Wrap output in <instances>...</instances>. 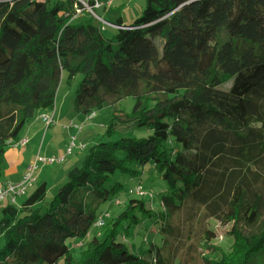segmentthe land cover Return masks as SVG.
<instances>
[{
	"label": "trees",
	"instance_id": "obj_1",
	"mask_svg": "<svg viewBox=\"0 0 264 264\" xmlns=\"http://www.w3.org/2000/svg\"><path fill=\"white\" fill-rule=\"evenodd\" d=\"M111 7L98 9L110 10L103 23L74 0H0V188L7 153L29 144L30 120L55 117L64 76H81L80 113L136 99L131 113L113 114L107 139L121 123L150 132L90 147L48 204L46 184L18 206L7 199L0 264H165L167 222L187 207L230 226L231 245L214 246L221 253L207 263L250 264L264 251V0H146L128 24ZM107 27L117 28L110 39ZM38 159L37 171L49 165ZM148 163L168 193L147 203L137 186L118 216L100 213L123 191L116 175ZM145 220L161 245L128 244ZM207 238L213 246L214 232Z\"/></svg>",
	"mask_w": 264,
	"mask_h": 264
},
{
	"label": "rangeland",
	"instance_id": "obj_2",
	"mask_svg": "<svg viewBox=\"0 0 264 264\" xmlns=\"http://www.w3.org/2000/svg\"><path fill=\"white\" fill-rule=\"evenodd\" d=\"M134 1H137L138 5L137 2ZM144 3L146 5V0H144ZM140 4L141 1L139 2V0H116L114 7L124 8V19L128 24L134 23L136 17H139L142 13L139 12L141 9L139 8ZM144 7L142 8V11H144ZM96 13L98 16H105L103 15L104 10L102 9L97 10ZM116 34L117 29L114 27H107L104 30L105 37L109 39ZM80 80L81 76L79 75L69 84L67 83V77L64 76L56 98V121L54 117L51 127L53 128L56 125H58L59 127V125H61L63 128H66V126H70L73 128L76 126L77 131L80 128H82L83 130L85 128L82 137H89L88 134L90 133V137L86 142V147L84 150H79L75 147L73 148V154L66 157V149H68L69 146L72 145L74 138H77L78 134L75 135V137L69 139H66L62 134H57L54 136V144L56 145L48 143L50 140L48 138L45 145V150L48 149L47 144L52 145V150L49 151V157L57 158L59 160L65 157L66 158L62 163L57 162L55 164H49L46 166L40 164L39 170L36 171V174L38 175V177H41L40 179H38L37 183L33 184L32 187L28 189V192L25 194V198H29L38 188H40L42 184L50 182L45 204L50 203L54 198L58 187L63 183H66L67 180L66 178H64L61 184L57 187L54 185L56 177H58L62 171H64V174L62 173V175H65V172L67 171L66 166L68 165L69 167L72 166L71 169H74L76 167L74 163L77 161L79 164L78 167H82L83 162L88 154V149L101 142L102 140H109L110 142H112L118 141L122 138H147L150 135V132L146 127L136 128L134 124L121 123L120 125H118L116 135L111 139H107L105 137V132L113 117V114L118 113V115H120L122 113H131L137 101L133 97L126 98L116 103L109 101L105 106H103V108L97 109L89 114L80 113L75 109L76 89L79 85ZM140 92L141 95L146 93L143 89ZM45 113L49 114L50 111H38L35 117L30 120L29 125L26 127L24 136L30 137L28 139H30L31 142L34 136L38 135L33 143H31V145L28 147L29 149L33 146H37V148H39L41 143L44 144V139L48 132H50V136H53L52 129H46L45 123H42V121H38L39 117H41L40 115ZM60 113H62L64 116L68 115L67 119H61L63 121L62 124H60L57 120ZM50 115L52 114L50 113ZM72 119L73 121L71 122ZM43 124L45 125V127ZM257 126L259 127V125ZM37 130H39V132H37ZM66 143H69V145H67ZM28 160L29 159L26 158V161ZM116 179L123 185V191L117 196L113 197L111 201L101 206L100 213L106 211L111 216H118L125 209L124 205H117L118 200L125 199L127 192L137 186L143 189L145 194L142 197H144L143 199L147 203L150 202V195H153L155 199H158L161 194L168 193V185L161 179L160 174L156 171L152 163H148L145 166L140 167L137 174L118 173L116 175ZM21 197L19 200H17V205H19V203L21 202ZM2 211L3 209L2 207H0V219L2 217ZM202 215L203 214L201 210H191L189 207H187L186 209H184V211L176 213L173 217H171V219L168 220L167 223L172 235L167 236V245L163 253L165 264H209L207 263L206 258L209 255H217L220 252L214 246L222 248L225 251L226 248H229V246L231 245V242H229L230 236L228 235L230 232V226L225 227L217 223L216 221L205 220ZM152 226H154L152 225V223L145 220L142 226L136 228L134 237L131 236L128 239V244H136L138 248L140 246H143L144 249H147L148 245L143 242L144 238H147L150 243L154 242L158 245H161L163 237L161 235H155L152 232ZM211 231H213L216 236L215 240L211 242L213 246L208 245L209 240L207 238L210 235ZM73 243L75 242L71 241L70 244ZM3 246L4 241L0 240V249H2ZM74 255L76 258H78L79 252L77 251ZM230 258L231 260H235L234 257ZM146 260L151 261L152 258L147 257ZM60 264H63V262L61 261ZM250 264H264V251L261 254L255 256Z\"/></svg>",
	"mask_w": 264,
	"mask_h": 264
},
{
	"label": "crops",
	"instance_id": "obj_3",
	"mask_svg": "<svg viewBox=\"0 0 264 264\" xmlns=\"http://www.w3.org/2000/svg\"><path fill=\"white\" fill-rule=\"evenodd\" d=\"M140 1H141V4H140L139 8H141V9H140L139 12L141 13L142 12V8L144 7L145 3H144V0H139V2ZM134 2H137V1H134ZM114 4H115V2H114ZM114 4L112 5L111 8L112 9H115V10L118 9L117 7H114ZM137 5H138V2H137ZM102 10H104L103 15H105V16H102V17L106 19L108 17V14H109V11L110 10L109 11L107 9H102ZM122 15H123V18H124V16H125L124 10L122 12ZM134 18H135V15H134ZM124 21H125V19H124ZM40 116L41 117H39V120L38 121H42V123H43L44 122L43 118L45 116L47 117L49 115L47 113H45V114H41ZM63 118L67 119L68 118V115H65L64 116L62 113H60L59 118H57V120H58V122L60 124H62L63 121L61 119H63ZM80 119H81V117H80ZM55 121H56V116H55ZM72 121H73V119L71 120V122ZM45 125H44V127H45ZM49 129H52L53 136H50V132H48V134L46 135V137L44 139V144L41 143V145L39 146V148H37V146H33L30 149L28 148L31 145V143H33V141L36 139V137L38 135H35L34 136V138L32 139V142H31L30 139H28L30 137H25L24 136V139L27 138L28 140H30L28 146L25 149L24 148L23 149L22 148H18V149L17 148H12L7 153V156H6V164H5V171H4V179H3L4 185H7V184H18V183H20L22 181L23 177H24V174L26 173L27 169L29 168V166H31L32 164H34L36 162L37 158H52V157H49V153H50L49 151L52 150V147H51L52 145L47 144L48 149L45 150V145L47 143L48 138L50 139L48 143L54 144L55 143L54 136L57 135V134H62L63 136H65L66 139L75 137V135L78 134L77 138L75 137V139H76V148L79 149V150L80 149L81 150H84L85 147H86V144H87L86 142H87V140L90 137V133L88 134L89 137L88 136H83L82 137L83 131L85 130V128H84V130L82 129L80 131V129H79L77 131L76 130V127H73L72 128L70 126H66V128H63L61 125H59V127H58V125H56L55 127H53V128L50 127ZM37 132H39V130H37ZM78 142H79V144H78ZM66 144H65V146H66ZM54 145H56V144H54ZM67 145H69V143ZM66 150H68V149H66ZM65 152H67V151H65ZM72 154H73V151H72ZM26 158H28L29 160L26 161ZM25 162H26V164H25ZM77 164H78V161L74 163V165L76 167L79 166V164L78 165ZM43 166H46V165H43ZM71 167H69V165L66 166L67 169L64 168V169L67 170L65 172V175H62V173L64 174V171H62L59 174V176L56 177L55 183H54L55 186L58 187L61 184L62 180H64V178H66L65 176H67L68 172L70 170H72ZM40 177L41 176L38 177V175H37V180H36L35 183L38 182V179H40ZM49 183L50 182H48V183L46 182L45 183L47 187H49ZM25 196L26 195H22V197L21 196H18L17 197V200H19L20 197H21V202L19 203V205L21 203H23L27 199V198H25ZM8 203L9 202L6 201V200L5 201H2V202H0V207H2V209H4L8 205ZM16 206H18V205L16 204ZM0 240H1V237H0Z\"/></svg>",
	"mask_w": 264,
	"mask_h": 264
},
{
	"label": "built area",
	"instance_id": "obj_4",
	"mask_svg": "<svg viewBox=\"0 0 264 264\" xmlns=\"http://www.w3.org/2000/svg\"><path fill=\"white\" fill-rule=\"evenodd\" d=\"M12 1V0H7ZM116 0H74V7L78 9V14H81L83 11L89 12L91 15H93L95 18L99 19L103 23H105L97 14V10L101 8L102 6H105L107 8H110L112 4ZM81 8V9H79ZM54 113L51 115V117H46L45 121L47 122V127L51 126L53 124ZM76 127V126H75ZM81 130V129H80ZM75 140V138H74ZM27 143V140H22L20 144L25 145ZM74 143L71 145V147L67 150V154L70 155L72 152V147H74ZM38 160H41L44 164H54L56 162H62L63 159H56V158H39ZM37 162L27 169L22 181L16 185L9 184L6 186H2L0 188V202L9 199L11 205H15L17 203V197L24 195L29 188L32 187L34 182L36 181L35 173L37 171Z\"/></svg>",
	"mask_w": 264,
	"mask_h": 264
}]
</instances>
